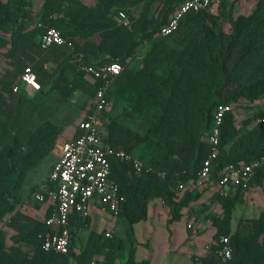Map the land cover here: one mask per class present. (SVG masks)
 <instances>
[{
  "label": "trees",
  "instance_id": "1",
  "mask_svg": "<svg viewBox=\"0 0 264 264\" xmlns=\"http://www.w3.org/2000/svg\"><path fill=\"white\" fill-rule=\"evenodd\" d=\"M43 1L35 15L33 0H0V129L7 128L3 114L9 120L22 103L26 67L33 68L42 90L48 88L46 94L69 100L82 92L83 109L90 110L99 82L82 67L118 63L123 70L107 93L105 146L133 154L165 176H138L130 163L112 159V180L126 199L117 216L131 232L107 238V231L89 229L91 217L73 214L69 254L46 251L44 239L55 232L47 224L49 210L37 217L42 203L32 195L41 186L33 187L28 198L25 187L30 174L56 151L65 129L46 118L24 139L12 135L0 145V264H150L136 260L133 226L147 220L149 205L157 199L169 210L170 222L197 210L198 222L205 215L210 223L212 247L196 264H264V208L233 227L234 210L246 195L261 191L264 196V123L255 124L264 110V0H257L250 13L236 9L252 0H219L218 15L189 11L167 37L161 28L188 0ZM121 11L130 17L132 31L116 19ZM38 22L57 29L72 47L43 50ZM222 104L233 109L221 127L219 156L207 187L194 192L200 190L197 172L210 154L215 111ZM248 107L256 112L248 111L240 122ZM258 160L263 163L246 187L226 196L220 192L226 165ZM186 183L193 186L180 193ZM83 229L85 240L78 236ZM221 237H229L233 249L225 262L216 254Z\"/></svg>",
  "mask_w": 264,
  "mask_h": 264
},
{
  "label": "built area",
  "instance_id": "2",
  "mask_svg": "<svg viewBox=\"0 0 264 264\" xmlns=\"http://www.w3.org/2000/svg\"><path fill=\"white\" fill-rule=\"evenodd\" d=\"M34 6V14L38 15L43 7V0ZM214 2V4H213ZM219 4V0H188L164 25L160 34L167 37L178 30L180 20L189 11L198 13L208 10L213 13V6ZM213 4V5H212ZM119 24L132 31V22L125 12H119L116 16ZM37 26L43 29L40 43L43 50H49L52 46H68L72 44L55 28L46 27L42 22ZM123 68L118 63L97 66L86 65L82 71L95 82L98 81L95 91L94 106L88 110L85 117L77 124L78 136L65 141L61 146L59 160L53 165L48 182L40 190L32 195L35 202L45 204L49 210L47 224L55 229L54 234L44 239V249L54 251L62 255H68L71 248L70 219L73 214L82 217H90L93 208L118 215L120 208L126 202L121 194L118 183L112 180V159H118L130 163L135 173L142 176L144 173L159 174L153 167L144 164L133 154L106 147V112L110 106L107 93L111 82L120 75ZM22 83L35 92H41L42 86L38 81L33 68L28 66L22 75ZM19 87L15 88V92ZM264 108V99L262 101ZM231 105H219L215 111L211 135L209 138L210 154L197 172L199 186L205 184L210 178L214 161L219 156L221 140V127L226 115L232 111ZM264 123L263 113L256 119L255 124ZM263 160L251 164L236 166L226 165L221 172L220 192L223 195L235 193L240 186L246 187L255 177L256 171L261 167ZM195 223H190L189 228L197 230ZM107 238H113L111 232H107ZM212 246H206V252ZM217 256L223 261L231 260L233 249L229 237H221L216 250ZM198 257L194 263H198ZM90 264H100L97 260Z\"/></svg>",
  "mask_w": 264,
  "mask_h": 264
},
{
  "label": "rangeland",
  "instance_id": "3",
  "mask_svg": "<svg viewBox=\"0 0 264 264\" xmlns=\"http://www.w3.org/2000/svg\"><path fill=\"white\" fill-rule=\"evenodd\" d=\"M252 1L253 2L250 3L246 2L243 3V5H240L236 9V13L238 14L241 12L250 13L254 9L257 0H252ZM219 5L220 4L216 3L213 6V13L211 14L213 15L219 14ZM228 8L229 5L227 9ZM140 12H141V8L136 9L134 11V15L138 17ZM30 96H32V94H30ZM72 99H74V97ZM72 99L63 100L59 94H54L53 92H50L48 94H42L37 98L33 99L32 101L31 100L23 101L16 110V113H14V115L9 120H7V114L4 113L3 116L5 117H3L4 120L3 124H5L7 128L5 130L0 129V145L8 143L12 135H18L19 137H22L24 139L46 118L53 117L54 120L61 122V125H65L66 129L64 132L68 131L79 120V116L77 114V109L79 106L77 105V103L79 102L82 103L86 99V96L85 94H82V92H77L76 99L74 100ZM31 105H36V107L34 106L35 108L32 109ZM89 108L90 107H87V109ZM248 111L254 113L256 112L254 108L248 107L247 110L241 112L242 117L240 118V122H242L244 118L249 114ZM140 129L143 130L145 128L140 127ZM57 153L59 152L56 150L48 158L45 159V161L40 167H38L35 171H33L30 174L31 177L29 184L25 187V195L27 196V198L31 196V189H30L31 186H33L36 182L41 183L42 181L47 179L48 176L47 166L49 163L52 162V160L57 155ZM206 185H207L206 183L203 184V186ZM192 186L193 185L191 183L189 184L186 183L180 190V193H183L185 190H188ZM193 189L196 190L194 192H200L202 188H199L200 190H198L197 188H193ZM255 193L256 194L253 195L251 200L246 198L247 202L245 205H243L242 207L238 205L236 207L233 217L234 222L243 217L256 218L260 215L261 209L264 205V196L261 191H257ZM160 201L163 202L162 200ZM249 206L252 207L253 209L251 208L250 210H248L250 208ZM92 216H93L92 227H97L99 230H101V232H105L107 231V229H111L113 235L122 236L124 238H126V234L128 232H131L129 223L126 222L120 216H116L114 214L105 211H93ZM87 235H88L87 229H83L80 232H78V236L82 240H85ZM196 239L197 242L194 245V247L196 246L195 248L197 249V252H195L194 260L196 257H202L203 255H205L206 253L205 248L207 245L211 243L212 235H210L208 238H205V235L202 233L199 234L198 238ZM145 251L146 248H144L143 246L139 247V252H138L139 260L142 257H144L143 254Z\"/></svg>",
  "mask_w": 264,
  "mask_h": 264
},
{
  "label": "crops",
  "instance_id": "4",
  "mask_svg": "<svg viewBox=\"0 0 264 264\" xmlns=\"http://www.w3.org/2000/svg\"><path fill=\"white\" fill-rule=\"evenodd\" d=\"M33 2H34V6H37L41 3L40 0H33ZM20 88H21V92L24 94V98L22 102L25 100L32 101L38 96L42 94H46L45 92H47L48 90V88L47 89L43 88L41 92H35L25 84H23ZM53 93L58 94L56 92ZM30 94H32V96H30ZM73 97L74 99H76V93L69 100H71ZM77 105L79 106L77 109L79 120L68 131L64 132L62 137L60 138L59 146L56 149L59 153H57V155L54 157L52 162L49 163L47 166L48 168L47 179L42 181L41 183L36 182L33 186H31L30 189H32L35 186L42 187L44 184L48 182L52 167L60 158L62 144L65 141L70 140L75 136L76 137L78 136L77 124L85 117L88 109L85 110L83 109V102L82 103L79 102L77 103ZM50 119L58 126H61L64 129H66L65 125H61V122L54 120L53 117ZM205 187H207V185L204 186V188ZM200 188H203V185ZM254 194L256 193L255 192L248 193L245 197L244 202L239 205L241 207L245 205L247 199L251 200ZM251 208L252 207L246 209L250 210ZM263 208L264 205L261 211L263 210ZM218 210L219 208L214 209L215 212H217ZM46 211H47V206L45 204H42L39 208L35 210L36 212L35 214L37 217H40L43 216L46 213ZM93 211H101V210L95 207L93 208ZM184 212H185V217L181 221L170 222L169 210L165 207L164 202H161L160 199H157L150 203L147 220L133 226V231H134L133 239L135 240L137 245L136 260L138 263H141L145 260H149L150 264H195L194 255L195 252H197V249L195 248L196 246L194 247V245L197 242L196 238H198L197 236L198 232L199 234L203 233L205 235V238H208L210 235H212L213 232H210L211 226L209 225L210 223H208V220L205 222L206 220L205 215L203 216L201 221L198 222L199 212L197 210L192 211L191 214L188 213V211H184ZM90 217L91 220H90L89 229L101 232V230H99L97 227H92V222H93L92 214ZM243 218H247V217H243ZM240 219H238L235 222L233 221L234 228L236 227ZM190 223H195L196 224L195 227L197 228V230L194 231L193 229H190L188 227ZM107 232L112 233V230L107 229ZM141 246L146 248V251L143 254L144 257L142 258L140 257L141 259L139 260L138 252H139V247ZM115 264H121V263L117 262Z\"/></svg>",
  "mask_w": 264,
  "mask_h": 264
}]
</instances>
